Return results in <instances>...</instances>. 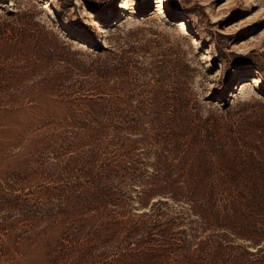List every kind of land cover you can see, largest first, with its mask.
Here are the masks:
<instances>
[{
	"label": "rangeland",
	"instance_id": "rangeland-1",
	"mask_svg": "<svg viewBox=\"0 0 264 264\" xmlns=\"http://www.w3.org/2000/svg\"><path fill=\"white\" fill-rule=\"evenodd\" d=\"M47 1L0 0V264H264V0Z\"/></svg>",
	"mask_w": 264,
	"mask_h": 264
},
{
	"label": "bare ground",
	"instance_id": "bare-ground-1",
	"mask_svg": "<svg viewBox=\"0 0 264 264\" xmlns=\"http://www.w3.org/2000/svg\"><path fill=\"white\" fill-rule=\"evenodd\" d=\"M8 1H13V0H8ZM42 5H43V9L44 10H46L47 12H49V13H53V10H52V7H51V5H50V3L47 1V0H38ZM132 0H120L119 2H118V9L120 8L122 11H124V10H126V9H128L129 8V3L131 2ZM166 6H167V1L166 0H156L155 1V5H154V9H155V13L157 14V15H164V14H166L167 13V10H166ZM87 17H89L90 18V22H89V24H90V26H92V27H98L99 26V23L97 22V20H96V18H95V15L91 12V13H89L88 14V16ZM113 17L111 16V17H109L108 19H112ZM177 25H178V27H180V28H182V29H184V31H185V33H187V30H188V28H187V24H186V22L185 21H183V20H179L178 22H177ZM264 32V31H263ZM263 32H261V33H263ZM259 34V33H258ZM261 35V34H260ZM258 79V78H257ZM256 78H251V81H252V83L254 82V83H257L258 82V80H257ZM246 79H241V81H240V84L237 86V90L238 89H240L241 87V90L243 89V88H245V86H243V83H244V81H245ZM260 82V81H259ZM258 85V84H257ZM256 85V86H257Z\"/></svg>",
	"mask_w": 264,
	"mask_h": 264
},
{
	"label": "trees",
	"instance_id": "trees-1",
	"mask_svg": "<svg viewBox=\"0 0 264 264\" xmlns=\"http://www.w3.org/2000/svg\"><path fill=\"white\" fill-rule=\"evenodd\" d=\"M96 4L98 6H100V8H102V9H106L108 6H111V3H110V5H104V3H102V2H98ZM253 170H255V171H253L254 172V175H252L250 178L252 180H254V181L258 179L259 181H263L264 182V173L262 171H259L260 169H256L255 166H254V169ZM229 177H230V179L232 181H234L236 179L234 175H229Z\"/></svg>",
	"mask_w": 264,
	"mask_h": 264
}]
</instances>
